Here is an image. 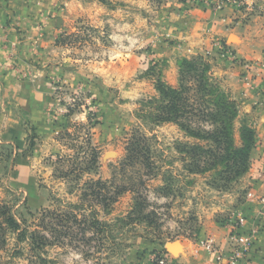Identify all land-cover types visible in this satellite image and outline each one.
Listing matches in <instances>:
<instances>
[{"label":"rangeland","instance_id":"374dc122","mask_svg":"<svg viewBox=\"0 0 264 264\" xmlns=\"http://www.w3.org/2000/svg\"><path fill=\"white\" fill-rule=\"evenodd\" d=\"M73 1L54 5L64 20L54 42L64 49L60 71L49 77L51 133L21 126L17 142L0 134V206L22 225L7 231L0 264H156L152 256L175 264L174 243L202 246L206 230L225 232L228 249L244 248L255 226L264 232V204L255 217L245 215L257 126L237 90H264L257 73L264 0ZM240 36L259 43L263 59L242 57L234 46ZM185 60L205 69L215 101L235 103L234 146H243L246 129L255 133L247 171L230 182L226 163L191 171V149L208 148V141L155 121L158 84L179 87ZM209 124L191 128L207 131ZM256 171L253 178L261 179ZM97 181L106 185L101 195L87 186ZM239 218L245 226H236ZM256 246L240 264H254Z\"/></svg>","mask_w":264,"mask_h":264},{"label":"crops","instance_id":"0c3cea01","mask_svg":"<svg viewBox=\"0 0 264 264\" xmlns=\"http://www.w3.org/2000/svg\"><path fill=\"white\" fill-rule=\"evenodd\" d=\"M56 3L68 6L74 1L0 0V134L5 140L14 139L17 142L22 136L21 126H34V132L42 136L52 131L48 108L52 96L49 77L54 71H60V53L64 49L54 42L57 28L64 22L56 17ZM203 17L208 19L205 15ZM238 41L234 46L239 49L242 57L263 59L259 53V43L253 44L248 37L241 36ZM259 66L263 69L257 73L264 78V59ZM257 82L261 84V78ZM249 89L247 85L241 84L237 90L239 98L244 102L243 106L253 113L257 126L255 151L258 160L253 165L254 169L250 170L247 182L253 185L248 189L249 202L245 214L248 218L255 217L253 213L259 212V207L264 204V90L258 94ZM243 92L250 93V97L242 98ZM257 102L261 106L252 107ZM257 169L262 173L261 179L253 178L254 173L259 172ZM260 218L263 219V216ZM202 241L208 242L213 250L229 251L223 231L206 230ZM194 242V239H186L174 243L175 251H169L175 264H228L226 259L217 260L216 254L208 247ZM256 248L252 262L264 264V232L259 234Z\"/></svg>","mask_w":264,"mask_h":264},{"label":"trees","instance_id":"16d2710c","mask_svg":"<svg viewBox=\"0 0 264 264\" xmlns=\"http://www.w3.org/2000/svg\"><path fill=\"white\" fill-rule=\"evenodd\" d=\"M182 66V80L179 87L174 88L165 83L158 84L161 100L154 116L155 121L177 123L190 135L208 141V148L197 146L191 149L194 158L190 166L191 171L203 173L217 168L221 163H226V170L223 173L228 174L226 182H230L247 171L249 155L255 145V133L252 129H246L243 134V146L236 148L230 127V122L235 117L234 110V113L231 112L235 103L224 98L214 100L213 86L205 75V69L199 67L196 60H185ZM202 121L209 122V126L213 128L207 131L191 128L192 125L200 126ZM203 156H207V160ZM132 159H135L134 156ZM201 164L204 166L202 167ZM87 186L93 190V194L101 195L97 190L101 191L106 185L102 181H97L89 182ZM100 200L106 203L107 198ZM21 228V222L9 214L7 208L0 206V247L5 243L8 230L18 232ZM259 229L261 233L262 227ZM25 235L26 231L23 230L19 238L23 239ZM33 235L36 242V233ZM37 235L39 240H47L45 236L39 233Z\"/></svg>","mask_w":264,"mask_h":264},{"label":"built area","instance_id":"2783aa9c","mask_svg":"<svg viewBox=\"0 0 264 264\" xmlns=\"http://www.w3.org/2000/svg\"><path fill=\"white\" fill-rule=\"evenodd\" d=\"M246 225V220L244 218H239V220L236 223V226L243 227ZM260 234L259 227L255 226L252 230L251 236L245 241L244 248L236 249L235 246L231 247L227 253L223 251L213 250L211 246L208 245L206 242H202L203 246L208 247L211 251H213L216 254L217 260L222 261L223 259H226L228 261V264H240L242 257L245 256V253L247 252V248H251L255 241L257 240L258 236ZM161 259H165L163 256ZM165 260H160L157 258V256H152L151 260L152 262H157L156 264H172L170 259L166 258ZM159 260L161 262H159ZM167 262V263H166Z\"/></svg>","mask_w":264,"mask_h":264}]
</instances>
